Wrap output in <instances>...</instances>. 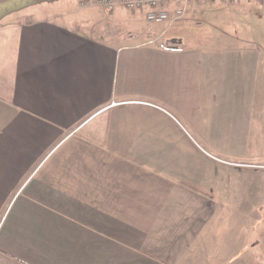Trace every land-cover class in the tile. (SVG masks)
<instances>
[{
  "label": "crops",
  "instance_id": "obj_1",
  "mask_svg": "<svg viewBox=\"0 0 264 264\" xmlns=\"http://www.w3.org/2000/svg\"><path fill=\"white\" fill-rule=\"evenodd\" d=\"M82 1L0 16V264H264V0Z\"/></svg>",
  "mask_w": 264,
  "mask_h": 264
},
{
  "label": "rangeland",
  "instance_id": "obj_2",
  "mask_svg": "<svg viewBox=\"0 0 264 264\" xmlns=\"http://www.w3.org/2000/svg\"><path fill=\"white\" fill-rule=\"evenodd\" d=\"M49 3L51 4L49 6H54V7H61V5H64V4L67 5L68 3L71 6H76V5L78 6L79 0H0V16H2L4 14H8V15L10 14L9 16H14L15 15L17 17H22L24 15H27L28 11H30V10L32 11V8L35 5L36 6H38V5L39 6L40 5L41 6H45V5L49 4ZM241 3H243V2H241ZM49 6H48V8H49ZM251 8L255 9L256 7L253 6ZM53 11L55 13L54 15H58L61 12V9L55 8ZM102 12L106 14L107 19L114 17V15L112 16V14L110 15V13H108L106 11H102ZM244 12H245V10H244ZM252 12H253V10H252ZM261 13H262V17L259 20L261 22L260 25L252 24V29L255 30L254 34H258V31H257L258 28H260L262 34L264 33V9H261ZM249 15L251 16V14H249ZM240 16H241V13H240ZM121 17H122V20H125L126 18H128V15L123 14ZM205 20L207 21V19H205ZM251 21L253 22L252 19H251ZM214 24L217 25L218 23L215 21ZM236 24H237L236 22L234 24H232V25L229 24L227 26V28H228L227 30L229 32H231V28L234 29V27L237 26ZM148 27H149L148 25L146 27H144V28L143 27H137L136 30H139V31L143 30L144 31V29H145V30H148L149 32H152V33H158L160 31H162V27L161 26L155 25L154 28L152 26L150 28H148ZM116 30L120 31L124 35V34H127V32H129L130 28L128 26H126L125 24H123V25L120 26V29L118 28ZM168 32L169 31H167V33ZM125 37H126V35H125ZM122 38H123L122 41L124 42V37H122ZM125 42H127V40ZM259 80H260L261 83H263L262 85H264V76H263V78L260 76ZM259 90H261L260 86H259ZM255 91H257V89H255ZM254 125H256L255 132L258 133V137L252 138L253 143L258 138H259L260 143H261V140L264 142V121L255 122ZM258 126H261L260 130H259Z\"/></svg>",
  "mask_w": 264,
  "mask_h": 264
},
{
  "label": "built area",
  "instance_id": "obj_3",
  "mask_svg": "<svg viewBox=\"0 0 264 264\" xmlns=\"http://www.w3.org/2000/svg\"><path fill=\"white\" fill-rule=\"evenodd\" d=\"M203 0H84L83 4L95 3L107 11L117 6L127 9L146 8L145 20L149 23L173 22L181 18L189 5Z\"/></svg>",
  "mask_w": 264,
  "mask_h": 264
},
{
  "label": "trees",
  "instance_id": "obj_4",
  "mask_svg": "<svg viewBox=\"0 0 264 264\" xmlns=\"http://www.w3.org/2000/svg\"><path fill=\"white\" fill-rule=\"evenodd\" d=\"M191 4H193V3H191Z\"/></svg>",
  "mask_w": 264,
  "mask_h": 264
}]
</instances>
